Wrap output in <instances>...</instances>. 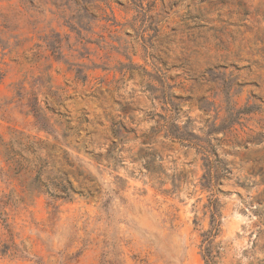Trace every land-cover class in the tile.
<instances>
[{
	"label": "rangeland",
	"instance_id": "rangeland-1",
	"mask_svg": "<svg viewBox=\"0 0 264 264\" xmlns=\"http://www.w3.org/2000/svg\"><path fill=\"white\" fill-rule=\"evenodd\" d=\"M215 209L264 264V0H0V264H206Z\"/></svg>",
	"mask_w": 264,
	"mask_h": 264
},
{
	"label": "trees",
	"instance_id": "trees-1",
	"mask_svg": "<svg viewBox=\"0 0 264 264\" xmlns=\"http://www.w3.org/2000/svg\"><path fill=\"white\" fill-rule=\"evenodd\" d=\"M170 99V104L173 107L174 111L177 112L178 105L174 104L173 101ZM41 108H36L35 113L37 118H39L38 113L41 114ZM42 116V115H41ZM43 117V116H42ZM46 128L43 127V130ZM171 133L174 138L179 140H184L183 135L180 133H172V131H168V133ZM66 137V136H65ZM55 190L53 195L56 198H62V199H72V193L69 188L64 186L62 183L55 184ZM38 189H41V185H38ZM212 212V228L210 231H207L203 234L204 241H203V258L206 261V264H218L216 255H214V247H215V238L218 235L220 224L217 221L218 213L217 210H211Z\"/></svg>",
	"mask_w": 264,
	"mask_h": 264
}]
</instances>
